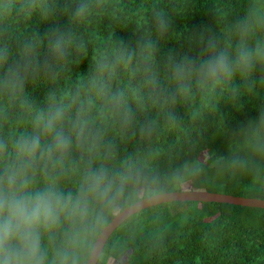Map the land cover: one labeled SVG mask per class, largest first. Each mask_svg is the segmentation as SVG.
<instances>
[{"label":"clouds","instance_id":"1","mask_svg":"<svg viewBox=\"0 0 264 264\" xmlns=\"http://www.w3.org/2000/svg\"><path fill=\"white\" fill-rule=\"evenodd\" d=\"M14 7L30 13L33 4L4 0L0 15ZM94 7L92 0H77L69 8L70 22L85 20ZM153 22L160 35L168 32L166 15L155 12ZM194 38L198 53L168 56L164 79L150 33L134 46L119 42L114 51L97 53L82 89L63 99L50 94L39 105L27 95V84L51 79L58 66L85 55L83 38L71 26H57L43 55L34 41L15 55L0 46V128L30 121L23 129L0 131V264H93L99 237L115 215L138 193L162 186L138 160H118L114 130L121 139H151L160 120L172 122L181 98L237 77L253 86L256 74H264V8L251 9L227 35L208 29ZM125 77L139 90L137 105L119 83ZM148 108L158 109L159 119L148 118ZM241 135L244 154L228 166L255 178L264 169V116ZM200 171L195 165L183 168L173 182Z\"/></svg>","mask_w":264,"mask_h":264},{"label":"trees","instance_id":"2","mask_svg":"<svg viewBox=\"0 0 264 264\" xmlns=\"http://www.w3.org/2000/svg\"><path fill=\"white\" fill-rule=\"evenodd\" d=\"M21 2L11 0L15 5ZM29 2L33 4L30 13L14 7L7 15H0V46L8 45L15 55L25 42L34 41L43 55L48 34L57 26L73 27L87 46L85 55L58 66L53 78L40 77L27 84V95L38 105L50 94L63 99L82 89L97 53L114 51L119 42L134 46L150 33L157 43L156 62L164 79L168 56L198 53L197 34L212 29L227 35L251 9L264 8V0H92V14L71 23L69 8L77 0ZM155 12L169 20L164 35L155 30ZM262 76L256 74L253 86L237 77L227 86L195 90L175 104L172 122L160 120L151 139L139 134L121 139L114 130L118 160H138L162 183L155 192L138 193L115 216L143 199L170 192L206 191L264 200V169L253 178L228 166L235 155L244 154L242 132L264 116ZM119 83L129 102L137 105L138 88L129 85L126 77ZM147 112L148 118L159 119L158 109L148 108ZM29 123L12 121L0 131L11 133ZM193 165L201 169L198 176L180 184L173 182L175 172ZM98 264H264V209L199 202L151 207L112 234Z\"/></svg>","mask_w":264,"mask_h":264},{"label":"water","instance_id":"3","mask_svg":"<svg viewBox=\"0 0 264 264\" xmlns=\"http://www.w3.org/2000/svg\"><path fill=\"white\" fill-rule=\"evenodd\" d=\"M174 202H199L208 204H228L246 208L264 209V200L235 197L225 194H217L206 191H191V192H170L158 194L152 197L143 199L142 201L126 208L117 216L114 217L113 222L106 228L103 234L99 237L96 245V254L93 264H98L101 254L107 241L112 234L126 221H128L135 214L162 204H169Z\"/></svg>","mask_w":264,"mask_h":264}]
</instances>
